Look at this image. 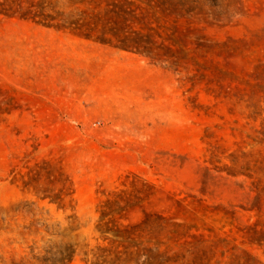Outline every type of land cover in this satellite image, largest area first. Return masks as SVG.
Here are the masks:
<instances>
[{"label":"rangeland","instance_id":"obj_1","mask_svg":"<svg viewBox=\"0 0 264 264\" xmlns=\"http://www.w3.org/2000/svg\"><path fill=\"white\" fill-rule=\"evenodd\" d=\"M0 264H264V0H0Z\"/></svg>","mask_w":264,"mask_h":264}]
</instances>
